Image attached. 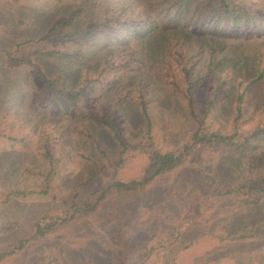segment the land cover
<instances>
[{
  "label": "rangeland",
  "instance_id": "obj_1",
  "mask_svg": "<svg viewBox=\"0 0 264 264\" xmlns=\"http://www.w3.org/2000/svg\"><path fill=\"white\" fill-rule=\"evenodd\" d=\"M123 2L139 6L142 0H0L1 247L13 248L31 235L32 222L38 215L67 197L82 198L109 175V165L96 151L88 129L97 130L95 134L103 138L110 153L114 151L105 130L72 114L66 97L57 96L52 107L42 105L37 100L41 82L33 65L8 62L3 49L30 41L37 47L54 24L72 18L67 29H77L93 17L122 7ZM255 5H264V1L258 0ZM204 27L188 30L189 46L196 52L199 66L206 69L212 59L216 62L213 76L199 88L198 104L215 126L225 128L233 118L238 89L245 91L247 110H259L264 103V73H259L264 69V32L227 36L212 34ZM149 36L142 40L140 49L157 57L152 47L156 49L161 41ZM112 44L106 45L100 38L66 40L50 44L48 49L76 53L74 58L56 54L51 58L35 55L34 59L47 73L62 78V84H69L85 69H96L108 53L118 49ZM27 47L30 52L34 50ZM151 112L154 132L163 148L186 137L191 122L178 97L161 89ZM143 122L137 108L124 112L122 133L129 140L137 139ZM45 130L56 138L57 153L63 156L66 168L52 182L49 192L41 193L45 183L37 172L48 168L40 156ZM11 135L26 137L28 144L14 143ZM144 162L139 156L132 159L118 177H137ZM240 171L233 153L203 149L193 162L158 177L145 190L105 200L94 214L46 238L28 240L24 248L0 260V264H109L117 258L124 264H264V237L233 240L226 236L246 227L264 235V195L254 204L236 197L218 199L212 210L184 229L183 242L157 247L159 235L169 234L179 224L203 189L230 186L238 180ZM20 190L35 193L7 201L12 191ZM151 244L156 249L150 251ZM184 244L189 246L182 248Z\"/></svg>",
  "mask_w": 264,
  "mask_h": 264
},
{
  "label": "trees",
  "instance_id": "obj_2",
  "mask_svg": "<svg viewBox=\"0 0 264 264\" xmlns=\"http://www.w3.org/2000/svg\"><path fill=\"white\" fill-rule=\"evenodd\" d=\"M257 1L142 0L139 6L125 5L123 2L122 7H116L110 14L101 17H91L86 25L77 29H67L72 18L54 24L40 39L37 47L35 41H30L3 49L8 62L33 65L41 82L37 100L42 105L52 107L57 96L66 97L72 114L105 130L114 144V151L113 154L110 153L103 138L95 134L97 130L88 129L96 151L109 165V175L82 198L67 197L38 215L32 222L29 237L21 239L13 248L0 246V260L24 248L30 239L46 238L61 227L89 217L111 197L145 190L158 177L193 162L196 154L203 149L233 153L241 169L238 180L229 184L230 186L218 185L203 189L198 194L200 196L192 200V205L189 204L186 215L179 224L173 226L169 234L159 235L160 245L157 247L166 248L174 242H183L184 229L212 210L218 199L236 197L247 204H254L264 195V103L259 110H247L245 91L238 89L234 115L229 126H215L207 113L200 110L197 95L203 82L213 76L216 62L212 59L206 69L199 66L197 54L189 46L191 34L188 31L205 26L204 29L216 35L241 36L249 33L254 36L255 33H262L264 5L256 6ZM148 36L161 41L159 47H152L157 51V57L149 55L150 51L146 52L144 48L140 49L142 40ZM96 38H100L106 45L116 44L115 48L118 49L115 51L119 52L108 53L96 69H85L76 75L72 83L62 84V78L47 73L34 59L35 55L51 58L56 54L74 58L76 53H62L50 50L48 46L66 40ZM27 46L34 50L28 51ZM127 51L129 54L124 55ZM259 73L261 76L264 69L260 68ZM160 88L183 102L191 122L186 137L168 149L163 148L157 139L151 112L153 103L161 94ZM108 92L110 94L107 95ZM132 108L138 109L144 121L140 136L135 140L125 137L120 127L123 113ZM9 138L14 143L28 144L26 137L11 135ZM56 143V138L45 130L40 156L47 162L48 168L37 172L45 183L41 193H48L52 182L66 168L63 156L57 153ZM82 156L92 158L89 155ZM138 156L145 160L139 175L130 179L118 177L119 171ZM26 193L35 192L12 191L7 201ZM155 235L157 234L154 233L153 236ZM226 236L233 240L264 237L262 233L248 227ZM218 237L221 239L223 236ZM188 244H184L182 248L190 245ZM153 249L156 247L151 244L150 251ZM120 259L122 258L109 264H124Z\"/></svg>",
  "mask_w": 264,
  "mask_h": 264
}]
</instances>
